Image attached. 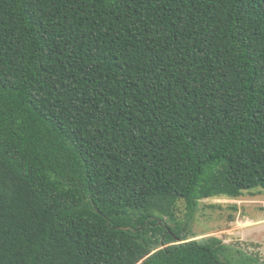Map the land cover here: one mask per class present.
Listing matches in <instances>:
<instances>
[{
	"label": "trees",
	"instance_id": "trees-1",
	"mask_svg": "<svg viewBox=\"0 0 264 264\" xmlns=\"http://www.w3.org/2000/svg\"><path fill=\"white\" fill-rule=\"evenodd\" d=\"M264 191V0H0V264H231L152 218Z\"/></svg>",
	"mask_w": 264,
	"mask_h": 264
},
{
	"label": "rangeland",
	"instance_id": "rangeland-1",
	"mask_svg": "<svg viewBox=\"0 0 264 264\" xmlns=\"http://www.w3.org/2000/svg\"><path fill=\"white\" fill-rule=\"evenodd\" d=\"M164 214L149 209L152 218L164 219L169 225L186 226L189 236H217L226 245L220 259L231 264H264V191L253 188L238 199L214 197L200 201L190 217L184 201H178Z\"/></svg>",
	"mask_w": 264,
	"mask_h": 264
}]
</instances>
